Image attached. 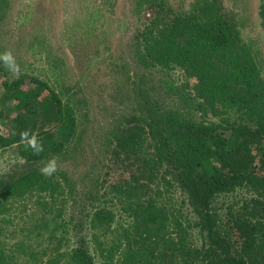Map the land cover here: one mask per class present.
Returning <instances> with one entry per match:
<instances>
[{
    "label": "trees",
    "instance_id": "trees-1",
    "mask_svg": "<svg viewBox=\"0 0 264 264\" xmlns=\"http://www.w3.org/2000/svg\"><path fill=\"white\" fill-rule=\"evenodd\" d=\"M158 6L162 12L136 36L139 58L144 66L196 76L191 110L200 117L153 102L144 117L132 116L115 131L109 164L127 177L112 192L131 222L117 224L116 214L100 204L90 215L93 241L111 244V261L116 251L121 264H264V73L255 51L222 0H199L184 14L163 1ZM77 131L76 111L45 83L26 76L0 80V151L18 146V156L33 164L0 179V218L16 198L58 204L62 180L38 166L62 158ZM176 185L197 219L193 225L184 227L166 195ZM240 192V206H228L223 221L214 203ZM194 228L204 239L200 249L187 241ZM231 229L240 233L239 253H229L224 238L220 244ZM69 263L94 264L84 241ZM0 264H7L1 247Z\"/></svg>",
    "mask_w": 264,
    "mask_h": 264
},
{
    "label": "rangeland",
    "instance_id": "rangeland-1",
    "mask_svg": "<svg viewBox=\"0 0 264 264\" xmlns=\"http://www.w3.org/2000/svg\"><path fill=\"white\" fill-rule=\"evenodd\" d=\"M161 1L172 13L184 14L199 0H156L157 5L154 0H117L116 6L101 16L90 4L76 6L70 0H0V80L11 83L26 76L45 83L64 105L76 111L78 123L66 154L53 164L38 166L62 180L64 190L58 204L47 205L37 196L16 198L0 218V247L7 264H70L71 253L82 241L94 264L122 263L116 251L111 261L113 246L93 241L91 230V213L100 204L116 214L117 224L127 227L131 222L112 192L127 177L118 176L109 164L115 131L127 127L132 116L144 117L153 102L163 111L183 109L189 116L200 117L191 110V102L198 101L196 76L179 68L144 66L139 58L136 36L162 12ZM222 2L264 73L259 0ZM166 82L172 83L173 90ZM205 117L217 122L212 116ZM17 149L0 151V179H12L33 166L18 156ZM166 195L174 202L175 214L179 212L184 227L197 222L187 196L177 185ZM244 197L242 192L220 197L214 210L226 221L227 207L238 209L240 204L235 202ZM223 238L229 253H239L240 233L229 230L220 238L222 247ZM187 241L195 249L204 243L195 228Z\"/></svg>",
    "mask_w": 264,
    "mask_h": 264
},
{
    "label": "flooded vegetation",
    "instance_id": "flooded-vegetation-1",
    "mask_svg": "<svg viewBox=\"0 0 264 264\" xmlns=\"http://www.w3.org/2000/svg\"><path fill=\"white\" fill-rule=\"evenodd\" d=\"M81 3H85L87 6L90 4L94 9H98L95 13L101 16V13L106 15L108 9H112L117 4V0H70V4L81 5ZM93 11V14H95ZM262 22L263 18L261 17Z\"/></svg>",
    "mask_w": 264,
    "mask_h": 264
},
{
    "label": "water",
    "instance_id": "water-1",
    "mask_svg": "<svg viewBox=\"0 0 264 264\" xmlns=\"http://www.w3.org/2000/svg\"><path fill=\"white\" fill-rule=\"evenodd\" d=\"M259 14L264 18V0H259Z\"/></svg>",
    "mask_w": 264,
    "mask_h": 264
}]
</instances>
